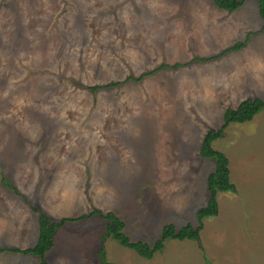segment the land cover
<instances>
[{"label":"rangeland","instance_id":"rangeland-1","mask_svg":"<svg viewBox=\"0 0 264 264\" xmlns=\"http://www.w3.org/2000/svg\"><path fill=\"white\" fill-rule=\"evenodd\" d=\"M246 98L264 100L256 0L233 11L213 0H0V185L18 191L0 195V264H37L7 249L34 245L32 207L71 219L47 264H102V245L108 264H264V109L213 142L237 192H218L198 240L168 239L145 259L102 242L97 214L78 218L111 211L149 244L164 224L196 226L214 169L202 137Z\"/></svg>","mask_w":264,"mask_h":264},{"label":"trees","instance_id":"trees-1","mask_svg":"<svg viewBox=\"0 0 264 264\" xmlns=\"http://www.w3.org/2000/svg\"><path fill=\"white\" fill-rule=\"evenodd\" d=\"M246 0H213L215 5L223 10L233 11L239 6H241ZM257 8L260 17L264 21V0H256ZM243 46L242 42H237L233 46L225 49L220 53V55L226 53L230 50H236ZM217 57V55H215ZM210 57H202L198 60L207 61ZM178 63L171 65V67H178ZM163 66H169L165 63L158 65L152 70L145 71L140 73L138 76H133L132 74L128 75L126 79L131 80H141L145 76L153 74L158 69ZM118 84L117 81H110L104 85H94L91 86L90 89L95 90L102 86H116ZM264 109V100L260 98H246L238 103L235 108L227 107L222 116V124L218 129H209L202 137L199 154L204 158H209L214 161V169L206 178L207 185V201L206 204L200 207L196 211V219L197 225L193 226L191 223H187L179 228L175 227L172 223H167L162 226L159 237L152 243L141 241V240H132L125 233V222L115 215L111 211H107L105 213L100 210H93L89 214H83L78 218L87 217L93 214H97L99 217L106 220V229L105 232L101 235L102 242H104L107 238H111L118 242L121 246L134 250L140 257L145 259H151L152 256L156 252H160L164 243L168 239H176V240H198L200 230L203 227V220L205 218L216 216L218 213V202H217V194L218 192H231L236 193L237 189L235 184L232 182L230 178V169L228 166V158L227 156L220 150H217L213 147V142L217 139L224 136L225 128L230 123H242L249 121L255 116L259 111ZM4 183L13 188L9 183H7L3 179ZM33 211L38 212V237L36 243L32 247H27L24 249L20 248H11L8 249L12 252H18L22 254H30L36 256L39 259L37 264H47L45 260V253L51 249L53 246V237L55 236V232L58 227L63 225L66 221H70L71 219L68 217H62L58 221H51L50 218L41 212L39 209L32 208ZM3 248H0V251H3ZM98 257L102 264H108L106 259V252L102 246H100L98 250Z\"/></svg>","mask_w":264,"mask_h":264},{"label":"crops","instance_id":"crops-1","mask_svg":"<svg viewBox=\"0 0 264 264\" xmlns=\"http://www.w3.org/2000/svg\"><path fill=\"white\" fill-rule=\"evenodd\" d=\"M214 4H215V3H214ZM217 8H218V7H217ZM219 9H220V8H219ZM221 10H222V9H221ZM2 179H3V178H2ZM3 184H5V183L3 182ZM5 185H6V184H5ZM5 185H4V186H1V185H0V195L2 194V190H3V191L8 190L9 192H12V191H13V192H16V193L18 192V191H15L14 189H12V188L9 187V186H8L9 189H7V188L5 187ZM6 186H7V185H6ZM11 186H12V185H11ZM12 187H13V186H12ZM13 188H15V187H13ZM15 189H16V188H15ZM16 190H17V189H16ZM13 192H12V194H13ZM0 201H5V198H4V197H3V198L1 197V198H0ZM32 208H34V207H32ZM35 208H36V207H35ZM36 209H38V208H36ZM39 210H40V209H39ZM40 211H41V210H40ZM27 217H28V216H27ZM35 233H36V237L34 238V239H35V240H34V241H35L34 244L36 243V241H37V237H38V233H37L36 230H35ZM55 234H56V232H55ZM0 239H1V238H0ZM31 247H32V246H31ZM0 248L5 249V247H0ZM25 248H27V247H25ZM7 249H11V248H7ZM20 249H24V248H20ZM11 252H12V251H11ZM14 253H18V252H14ZM35 257H36V256H35ZM36 258H37V257H36ZM37 259H38V258H37ZM45 260H46V259H45ZM38 262H39V259H38ZM38 262H37V263H38ZM46 263H47V261H46Z\"/></svg>","mask_w":264,"mask_h":264}]
</instances>
